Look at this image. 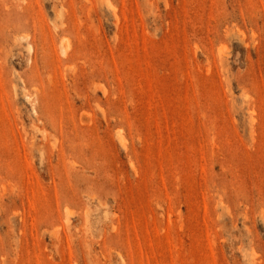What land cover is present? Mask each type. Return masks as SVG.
<instances>
[{"label":"rangeland","instance_id":"374dc122","mask_svg":"<svg viewBox=\"0 0 264 264\" xmlns=\"http://www.w3.org/2000/svg\"><path fill=\"white\" fill-rule=\"evenodd\" d=\"M0 264H264V0H0Z\"/></svg>","mask_w":264,"mask_h":264},{"label":"bare ground","instance_id":"6f19581e","mask_svg":"<svg viewBox=\"0 0 264 264\" xmlns=\"http://www.w3.org/2000/svg\"><path fill=\"white\" fill-rule=\"evenodd\" d=\"M65 51V50H64Z\"/></svg>","mask_w":264,"mask_h":264}]
</instances>
